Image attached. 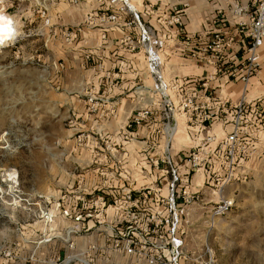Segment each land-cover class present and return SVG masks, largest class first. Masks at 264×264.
Masks as SVG:
<instances>
[{"label": "rangeland", "instance_id": "obj_1", "mask_svg": "<svg viewBox=\"0 0 264 264\" xmlns=\"http://www.w3.org/2000/svg\"><path fill=\"white\" fill-rule=\"evenodd\" d=\"M84 1H0L16 28L15 43L0 49V264H148L138 251L129 256L115 248L125 231L110 227L125 205L122 190L141 187L142 212L163 211L170 200L158 177L172 175L178 121L155 112L152 89L146 107L113 97L107 58L93 47L94 32L107 39L92 17L101 11ZM144 108L153 112L134 121ZM147 123L159 125L148 138L140 130ZM215 142L205 167L186 162L188 175L206 172L207 187L178 206L179 247L166 245L170 232L163 227L159 264H264V128L246 129L232 159ZM146 251L156 253L152 243Z\"/></svg>", "mask_w": 264, "mask_h": 264}, {"label": "crops", "instance_id": "obj_2", "mask_svg": "<svg viewBox=\"0 0 264 264\" xmlns=\"http://www.w3.org/2000/svg\"><path fill=\"white\" fill-rule=\"evenodd\" d=\"M236 0H128V6L139 15L140 23H135L132 26H127L126 21L131 20L133 15L128 11L125 20L118 24L110 26L107 39L102 40L99 33L94 32V51L99 57L107 58L108 70L112 73V83L114 84V98L120 96V99H129L139 101V106L146 107L151 101L153 95L151 89L155 83L156 77L149 69L148 56L142 46V28L149 29L154 40L158 41L154 47L161 57L159 66V76L162 81L168 85L184 84L188 93L196 97H202L207 94L212 98L211 112L214 118L211 125L205 128L202 125H194L188 120L179 121L176 135L171 138V147L173 150L174 167L179 175H188V164L186 159L194 146L203 143L209 136L222 135L227 137L234 129L233 116L235 110L233 105L238 103L243 95V84L239 81L230 79L228 71L233 66V61L228 57H224L220 62L218 78L210 84L206 92L202 87V82L210 73L213 65L208 61L209 52L206 49L209 43L214 38L217 30L223 29L227 32H235L239 17L234 14L231 3ZM243 4H248L250 0H239ZM184 3H187L183 18V25L180 31H176L167 24H162V16L167 12L180 8ZM85 6H91L95 11H103L114 7L117 9L126 10L124 3L118 0L112 3L111 0H85ZM220 16L221 21H216V17ZM142 27V28H141ZM130 34L133 38V43L137 48L133 49L130 44L122 42L124 35ZM247 40L240 33H236L234 46L227 51V55L236 56L241 60L246 55ZM264 55V44L262 46ZM109 75V76H110ZM183 78L189 79L183 81ZM139 84L138 92L130 91L133 87ZM122 87L123 90H119ZM247 105L248 109L254 108L264 109V62L260 72L252 77L250 85L247 89ZM123 95H122V94ZM156 94V107L159 115L165 110L163 100L159 93ZM172 101L175 100V95L172 94ZM229 100V102H226ZM132 111V110H131ZM172 123L177 121V115H182L174 109ZM157 124L147 123L140 130L145 132L147 138ZM159 126V125H157ZM227 131V132H226ZM153 132V131H152ZM168 134V129L164 133ZM152 136V135H151ZM223 136V135H222ZM162 136H159V138ZM166 135L163 136V138ZM167 141H169L167 139ZM175 142L177 147L175 148ZM182 146V147H179ZM218 159L216 152L212 154L211 163H215ZM167 174L170 171L166 172ZM202 176L192 175V183L194 189L203 190L207 187V175ZM158 177V175H155ZM204 177V179H203ZM165 189H168L169 175L162 173L159 177ZM195 180L202 181V185L195 183ZM198 185V187H196ZM148 187V186H146ZM145 187V188H146ZM153 186L149 187L152 188ZM141 188V187H140ZM124 188L123 194L133 190L134 194L140 198L141 205L147 203V199H142L141 189ZM139 190V193H137ZM141 192V193H140ZM146 193V192H145ZM116 194H119L118 192ZM152 198L154 194L150 193ZM111 207V206H110ZM123 256V255H122Z\"/></svg>", "mask_w": 264, "mask_h": 264}, {"label": "built area", "instance_id": "obj_3", "mask_svg": "<svg viewBox=\"0 0 264 264\" xmlns=\"http://www.w3.org/2000/svg\"><path fill=\"white\" fill-rule=\"evenodd\" d=\"M121 1L127 8L126 10L110 7V9L101 12H95V15L92 14V17L95 16L94 19L97 20V24L101 26L98 30L100 31L102 38L107 37L111 25L118 24L125 20L128 11L132 13L133 17L131 20L126 21V25L132 26L137 23L141 26L139 15L128 6V0ZM111 2L114 4L118 2V0H111ZM231 6L234 14L239 17L237 27L235 32H227L223 29L217 30L211 43L206 46V49L209 52L208 61L213 65V68L203 80L202 87L206 92L208 91L210 84L218 78L221 60L224 57H228L229 60L234 63L228 71V75L230 79L239 81L243 84V95L239 102L233 105L235 114L233 116L234 129L232 133H230L225 140H218L216 136H209L203 143L194 146L186 159V162L191 168H200L207 165L212 151L211 144H213V142H217H215L216 148L218 146L222 147L223 145H226L227 158L231 157L232 159L235 147L241 143V139H243L246 129L251 128L254 131H260L264 128V109L254 108L249 110L246 97V92L248 91L247 89L252 77L260 72L261 66L264 62V55L261 50L264 44V0H250L248 4H243L239 2V0H236L231 3ZM186 7L187 3H184L180 8L167 11L161 17V23L171 26L176 31H180L184 23L183 18ZM216 21H221V17L217 16ZM237 32L242 34L248 43L246 47V55L241 60H238L234 55H227V51L231 50L234 46ZM141 40L142 46L148 56L149 69L156 77L152 91L160 94L165 107L164 111H168L173 117L174 109H177V112L184 115L190 123L194 125H202L205 128L210 127L211 121L214 118V114L211 112L213 103L212 98L207 94L198 98L195 95L188 93L184 84L170 86L162 81L159 76L161 57L154 47L155 44H158V41L154 40L149 29L143 28ZM122 42L130 44L133 49L137 48V45L133 43V38L130 34L124 35ZM188 80L189 79L187 78H183L184 82ZM172 94L175 95L174 101H172ZM226 102H229V100H226ZM152 112L151 109H141L136 113L134 121L138 122L141 119L146 118L148 114H151ZM171 125L165 127L166 130L168 129V135ZM167 159L168 162L171 163L170 158L168 157ZM225 167L227 170L228 166L225 165ZM171 170L172 175H169L170 179L168 182V190L171 195L170 200L167 201V207L163 211L157 209L155 212H142L145 209H142L140 206V198H135L131 190L123 194L120 201L125 202V205L123 206L122 211L115 216L113 225L110 226L114 231H117V225H122L125 228L122 235H119V237L114 240L115 248L119 253L130 256L138 251L140 261L143 258H146L148 264L161 263L163 261L161 249L164 247L161 245L163 242V227H168L170 232V241H168L166 245L171 243L173 244V247L180 246V240L176 237L178 225L180 223L178 206L180 204L188 205L198 198L201 189L193 188L192 175H179L174 166ZM162 187L157 186V188H155L156 194H159L162 191ZM104 199L103 195L98 196V200L96 201V203H99L98 206L101 207L100 203ZM158 200L160 203H163L165 198L159 196ZM154 234L159 235L153 242L149 239V236ZM149 243H152L156 251V253L151 256H149L146 251ZM142 250L145 252L142 253ZM176 256L174 260L178 258V253Z\"/></svg>", "mask_w": 264, "mask_h": 264}, {"label": "bare ground", "instance_id": "obj_4", "mask_svg": "<svg viewBox=\"0 0 264 264\" xmlns=\"http://www.w3.org/2000/svg\"><path fill=\"white\" fill-rule=\"evenodd\" d=\"M2 1V0H0ZM0 17H3L4 19H8V20H11V34L8 36L7 39H0V49L4 48V47H9L11 45H13L15 43V37H16V28H15V24H14V20L7 16V15H4V13H2V11L0 10ZM3 23V20H0V24ZM178 121V124H179V119H177ZM177 128H178V125H176ZM175 129V127H173Z\"/></svg>", "mask_w": 264, "mask_h": 264}, {"label": "clouds", "instance_id": "obj_5", "mask_svg": "<svg viewBox=\"0 0 264 264\" xmlns=\"http://www.w3.org/2000/svg\"><path fill=\"white\" fill-rule=\"evenodd\" d=\"M0 20H3V23L0 24V39H7L8 36L11 34V20L4 19L0 17Z\"/></svg>", "mask_w": 264, "mask_h": 264}]
</instances>
